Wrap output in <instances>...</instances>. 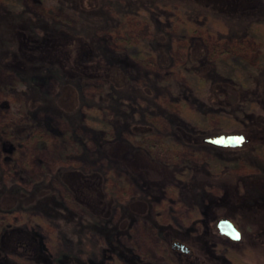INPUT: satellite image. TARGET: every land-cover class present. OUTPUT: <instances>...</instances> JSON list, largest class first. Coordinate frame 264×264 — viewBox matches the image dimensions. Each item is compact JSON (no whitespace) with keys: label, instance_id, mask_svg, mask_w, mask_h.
<instances>
[{"label":"rangeland","instance_id":"1","mask_svg":"<svg viewBox=\"0 0 264 264\" xmlns=\"http://www.w3.org/2000/svg\"><path fill=\"white\" fill-rule=\"evenodd\" d=\"M89 1L94 5H89ZM77 2L78 0H21L23 11L20 8L9 9L0 2V49H4L2 45L7 41V28L15 25L19 19L31 17L32 23L36 22V18L49 19L54 23L67 25L78 35L93 39L99 49H104L96 60L121 67L125 65L130 69L133 83L145 84V87L165 78L170 72V62L185 63L190 59L199 69L200 63L220 56L224 59L242 57L252 64L261 53V45L245 35V27L251 19L250 16L264 19L263 0H249L251 4L242 8L244 12L237 11L238 13L231 0H84L89 8L77 6ZM155 2L182 5L189 18L199 24L207 14L219 17L225 22L227 30L222 32L217 29V36H213L197 27L190 36H182L178 33L176 24L169 19L173 11H162ZM31 22L29 21L32 25ZM137 38L149 40L154 51L153 56L145 60L129 58V50L123 44H132ZM1 56L0 51V197L2 189L8 188L10 179L11 166L5 157L9 159L12 151L5 146V142L14 137L10 135L14 134V130L9 126L13 122L20 123L31 119L38 127L37 131L31 140L22 142L18 147V157L15 159L16 173L22 176L21 181L29 187H32L29 179L42 178L46 173L54 171L58 163L54 153L61 144L59 138L64 131L74 130L78 134L87 135L89 140L83 151L75 155L76 164L89 169L111 167L117 175L122 174L127 182L121 190L123 197L152 195L155 198H152L151 212L156 213L153 206L161 204L162 199L169 198L165 187H175L177 196L168 199V204L164 205L160 213V225L170 227L171 232H195L200 229L192 225V210L195 208L201 215L197 225L206 227L210 223L213 231L217 233L216 221L229 212L232 214L233 223L242 231L243 243L251 247L261 263L264 259V221L248 220L253 212L264 210V151H255L251 145L221 149L205 141L175 150L163 140V132L169 128V119L153 116L150 119L156 121L158 134L139 140L147 148L148 158L151 156L152 160L163 165H188L184 171L187 174L182 179L173 178L166 172L163 173L164 176L155 179L144 172V168L139 167L140 158L136 159L137 148L128 147L126 154L118 150L101 149L100 144L107 140L125 142L130 137L128 127L120 121L116 122L112 133L103 135L91 134L78 125L74 117L58 116L52 108L46 106L32 116H26L21 105V96L14 95L10 100L6 96L5 87L18 74L1 64ZM202 69L204 76L215 75L212 72L206 74L208 67ZM261 74L264 79V69ZM23 76L26 83L34 84L35 91L44 99L54 95L57 87L56 75L35 71ZM173 78L182 79L179 75ZM178 80H173V83H178ZM85 88L90 96L100 90L96 82L86 83ZM255 94L257 93L251 91L242 92L247 100L256 98ZM261 94L264 99V86ZM190 95L187 100L189 107L210 114L203 100ZM4 100L8 102L5 103ZM258 106L260 108L255 112L260 111L264 116V101ZM209 160L220 163V166L212 169ZM52 185L55 196L47 199V204H37L29 209L31 215L41 218L39 223H28L30 228L36 229L41 235L42 246L36 254L37 257L15 255L9 260L0 261V264H132L129 254L153 264H177V254L172 252L170 244L156 228L158 221L153 216L134 217L126 227L127 230L115 234L109 227L121 210L114 212L111 221L93 220L71 199L67 189L57 179L54 178ZM1 208L0 204V210ZM70 215L76 219L80 217V222L71 223ZM17 218L21 217L13 214L12 222ZM7 221V215L0 212V230ZM52 233L55 234L54 240ZM221 239L228 243L225 236H221ZM115 242L127 253L126 256L115 258L116 253L112 250Z\"/></svg>","mask_w":264,"mask_h":264},{"label":"trees","instance_id":"2","mask_svg":"<svg viewBox=\"0 0 264 264\" xmlns=\"http://www.w3.org/2000/svg\"><path fill=\"white\" fill-rule=\"evenodd\" d=\"M231 1L236 12H244L242 8L251 4L249 0ZM0 2L9 9L20 8L23 11L21 0H0ZM91 3L94 5L89 1V5ZM155 4L162 11L168 9L173 11L169 19L176 24L178 33L182 36H190L197 27L213 36H217V29L222 32L227 30L225 22L219 17L207 14L199 24L189 18L186 8L182 5L172 6L168 2H155ZM77 6L90 7L88 3H84V0H78ZM254 17L255 15L249 17L251 19L245 27V35L261 45V53L252 64L247 63L242 57L224 59L220 56L212 61L200 63L199 69L190 59L185 63L170 62V72L167 76L148 87H145V84H134L130 78V69L125 65L121 67L114 63H101L96 60L104 49H99L93 39L78 35L67 25L57 24L49 19L36 18L34 23L31 22V17L19 19L15 25L7 28L8 38L2 45L4 49H0L1 64L18 74V77L5 87V93L9 97L8 100L14 95L21 96V105L26 116H32L44 106L50 107L58 116L74 117L76 123L91 134L112 133L116 122L120 121L128 127L130 137L125 142L107 140L100 144L101 149L118 150L126 154L129 151L128 147L132 146L138 150L136 159L140 158L139 167L144 168V172L149 176L157 179L166 172L173 178L182 179L187 174L184 172L187 164L163 165L152 160L151 156L148 158L147 148L143 143H139L140 139L158 134L156 121L150 119L153 116L159 115L169 119V128L163 130V140L175 150H181L191 143L202 142V138L206 136L238 132L249 138L245 145H251L255 151L257 149L264 151V116L260 111L255 112L260 108L258 104L264 101L261 94L264 86L263 74H261L264 69V19ZM123 45L129 50L131 59L145 60L154 55L146 38H137L136 42ZM203 67H208L207 75L210 72L215 75L210 77L202 75ZM35 71L57 76V87L53 96L44 99L35 91L34 84L25 82L23 75ZM175 75H179L182 79L173 78ZM175 79L178 83H173ZM88 82L99 84L98 93L93 96L88 95L85 90ZM244 91L256 92V98L247 100L242 96ZM239 94L241 96H238ZM189 95L203 100L210 114L189 107L187 102ZM8 100L4 102L7 103ZM9 128L14 130L12 132L14 134H10L14 137L5 142V146L7 145L12 152L9 159L5 157L11 166L10 179L8 188L2 189L0 197L2 207L0 212L8 217V221L0 230V261L9 260L15 255L37 257L36 254L42 246L41 235L36 229L30 228L28 223H39L41 218L38 215H31L29 209L37 204L45 205L48 203L47 199L55 196L52 185L54 178L63 185L64 189H67L71 199L93 220L111 221L114 212L121 210L109 227V230L115 234L127 230L126 227L134 217L153 216L158 221L156 228L162 232L168 244L174 239L186 240L196 247V257L204 258L207 255L224 253L222 247L227 248L220 242L221 236L213 231L210 223L195 232L184 233L171 232L170 227L159 224L164 205L168 204V199L177 196L174 186L165 187V193L169 198L162 199L161 204H155L153 207L156 213H152L151 202L155 197L152 195L123 197L121 190L125 188L127 182L124 176L117 175L113 168L100 166L89 169L76 164L75 155L83 151L89 140L87 135L78 134L74 130L64 131L59 138L61 144L54 153L58 161L54 171L46 173L42 178L29 179L32 185L29 187L27 183L21 181L22 176L19 175L20 178L17 175L15 159L18 157V147L22 142L31 140L38 127L31 119H26L20 123H11ZM209 163L212 169L220 166V163L214 160H209ZM175 201L178 202L176 199ZM13 214L21 218L12 222ZM192 215L194 221L192 225L195 227L200 223L201 215L195 208L192 210ZM69 219L72 220L71 223L80 222V217L76 219L70 215ZM82 229L86 232L85 227ZM54 238L55 234L52 233V239ZM112 248L116 253L115 258L127 255L117 242ZM171 249L177 254L176 259L181 260L180 252ZM225 254L230 256L235 264L244 258L240 251L230 248ZM128 258L132 260V264H153L132 254H129ZM199 262L207 264L203 259L196 264ZM181 264L189 263L181 261Z\"/></svg>","mask_w":264,"mask_h":264},{"label":"flooded vegetation","instance_id":"3","mask_svg":"<svg viewBox=\"0 0 264 264\" xmlns=\"http://www.w3.org/2000/svg\"><path fill=\"white\" fill-rule=\"evenodd\" d=\"M249 141V140H248ZM247 141V142H248ZM246 142V143H247ZM241 147V146H240ZM224 148H230V147H223L221 149H224ZM232 149V148H230ZM242 212H243V208L241 209ZM235 211V210H234ZM254 213V214H253ZM251 212V215L252 217L248 220V222H259V221H264V210L263 209H259L257 212ZM225 214V213H224ZM226 216H224L223 218H229L230 221L232 222V224H235L233 223V219H232V214H230L229 212H227V214H225ZM222 219V218H220ZM218 221V220H217ZM217 221H216V224H217ZM247 222V223H248ZM245 223V222H244ZM215 224V225H216ZM198 227H201L199 225H196ZM236 226V224H235ZM216 228H217V225H216ZM237 229H239L240 231V235L241 237L238 239V240H233L232 238H230L229 236H225V235H221L219 232H218V229H217V233L220 235V236H225L228 243H226L225 241H223L222 239H220V242H222L224 245L227 246V248L225 247H222V252L224 253H218L217 255H207L206 257L202 258V257H196V252H197V249L196 247H194L193 244L191 243H186V242H182V241H179L178 239H174L171 243H170V248H173L172 245L173 243H175V241L177 242H182L184 244H186L188 246V248H190V250L188 252H184L182 251L180 248H173V249H176L180 252V255H181V260L177 259V264H181V261H188L189 264H196L197 261L199 260H206L207 261V264H235L232 260V258L230 256H227L225 253L228 252V249H233V250H237V251H240L241 252V256H243L244 258L241 259V261H239L238 264H264V259L261 260V263L258 262V259H257V255H255L254 251L251 249V247L249 246H246L244 243H243V235H242V231L239 227L236 226ZM230 241V242H229ZM238 244L240 245L238 247ZM246 257H245V256ZM197 264H202L201 262L197 263Z\"/></svg>","mask_w":264,"mask_h":264},{"label":"water","instance_id":"4","mask_svg":"<svg viewBox=\"0 0 264 264\" xmlns=\"http://www.w3.org/2000/svg\"><path fill=\"white\" fill-rule=\"evenodd\" d=\"M202 140H204L206 143H209L211 145H215L218 147H236V146H242L247 142L249 139L245 137L242 133H223V134H216L212 136H206L203 137ZM217 229L218 232L221 235L229 236L233 240H238L241 235L239 229L236 228L235 224H232L229 218H222L217 221ZM173 248L177 247L180 248L184 252H188L190 248L182 242L173 243Z\"/></svg>","mask_w":264,"mask_h":264}]
</instances>
